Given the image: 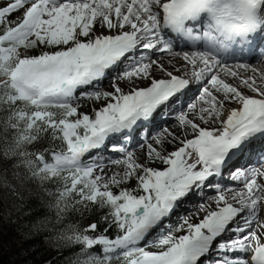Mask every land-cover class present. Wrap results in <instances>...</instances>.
<instances>
[{"label":"snow or ice","instance_id":"1","mask_svg":"<svg viewBox=\"0 0 264 264\" xmlns=\"http://www.w3.org/2000/svg\"><path fill=\"white\" fill-rule=\"evenodd\" d=\"M0 169L68 264H264V0H0Z\"/></svg>","mask_w":264,"mask_h":264},{"label":"trees","instance_id":"2","mask_svg":"<svg viewBox=\"0 0 264 264\" xmlns=\"http://www.w3.org/2000/svg\"><path fill=\"white\" fill-rule=\"evenodd\" d=\"M3 170L0 169V174ZM9 178L10 173H9ZM6 191L0 182V195ZM27 207H32L33 211L27 213ZM27 213L20 217L21 225L35 222L40 216L46 214V209L35 196L28 198V205L24 209ZM19 215V214H17ZM78 218V217H77ZM54 233L50 228H41L28 237L22 236L17 230L16 223H6L3 219V200L0 199V264H68V259L75 248H60L55 244L52 237ZM22 250L26 255H22Z\"/></svg>","mask_w":264,"mask_h":264},{"label":"rangeland","instance_id":"3","mask_svg":"<svg viewBox=\"0 0 264 264\" xmlns=\"http://www.w3.org/2000/svg\"><path fill=\"white\" fill-rule=\"evenodd\" d=\"M17 12H18V11H17ZM165 56H167L166 53L162 55V58H164ZM105 87H107V85H105ZM91 104H95L96 106H99L100 102H98V101H93V100H82V101L80 102L81 110H90L88 106L91 105ZM144 151L146 152L147 149H144ZM153 166H161V165H160V164H154ZM115 167H116V166H114V165H109V166H108V168H115ZM114 190H116V189H114ZM193 222H194V221H193ZM178 234H181V233H178Z\"/></svg>","mask_w":264,"mask_h":264},{"label":"bare ground","instance_id":"4","mask_svg":"<svg viewBox=\"0 0 264 264\" xmlns=\"http://www.w3.org/2000/svg\"><path fill=\"white\" fill-rule=\"evenodd\" d=\"M18 13L19 12H13L11 15L13 16V17H17L18 16ZM165 62H167V60H164ZM167 147H168V149H171L173 146L171 145V144H169V145H167ZM145 149H146V147H145ZM109 166V165H108ZM107 166V167H108ZM193 216V218H195L197 215H195V214H192Z\"/></svg>","mask_w":264,"mask_h":264}]
</instances>
